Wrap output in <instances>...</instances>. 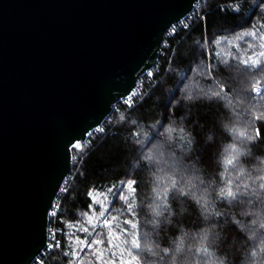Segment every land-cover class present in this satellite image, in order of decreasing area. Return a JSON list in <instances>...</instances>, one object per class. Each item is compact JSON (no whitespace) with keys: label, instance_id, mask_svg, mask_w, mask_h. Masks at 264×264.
I'll list each match as a JSON object with an SVG mask.
<instances>
[{"label":"trees","instance_id":"obj_1","mask_svg":"<svg viewBox=\"0 0 264 264\" xmlns=\"http://www.w3.org/2000/svg\"><path fill=\"white\" fill-rule=\"evenodd\" d=\"M191 15L188 27L181 22L173 36L165 37L145 95L133 107L112 113L105 132L89 137L91 145L73 151V170L61 201V247L43 264H170L171 255L162 248L171 247L174 253L178 235L187 234V245L205 231L212 248L218 234L226 236L218 253L227 264H250L251 249L264 238V230L250 223L264 220V192L250 181L239 188L236 199L218 197L224 186L218 160L229 141L222 125L239 124L260 133L243 161L253 177L260 175L256 156L264 154V0H201ZM190 79L199 86L194 94L200 99L177 103ZM256 86L261 87L258 95ZM176 118L177 126H186L196 138L193 151L179 135L171 142L162 136L165 123ZM209 133L212 140L206 142ZM161 143L164 156L157 151V159L146 160V149ZM169 174L176 178L165 197L176 213L171 225L151 210L158 203L156 193L171 184ZM158 176H165V182L158 183ZM192 177L197 179L191 191L208 189L220 215L202 218L189 197L181 195ZM253 188L260 194H253ZM245 233H256V238L249 240ZM150 242L161 246L153 248L157 255L144 247ZM185 255L194 253L186 247L179 259Z\"/></svg>","mask_w":264,"mask_h":264},{"label":"water","instance_id":"obj_2","mask_svg":"<svg viewBox=\"0 0 264 264\" xmlns=\"http://www.w3.org/2000/svg\"><path fill=\"white\" fill-rule=\"evenodd\" d=\"M200 1L0 0V264L37 260L73 151Z\"/></svg>","mask_w":264,"mask_h":264},{"label":"clouds","instance_id":"obj_3","mask_svg":"<svg viewBox=\"0 0 264 264\" xmlns=\"http://www.w3.org/2000/svg\"><path fill=\"white\" fill-rule=\"evenodd\" d=\"M199 87L194 79H190L181 87L179 100L182 99L186 104L196 103L200 99L197 95L194 94V89ZM221 89L224 90L223 85ZM213 96L219 95L218 92L212 93ZM121 120H124V117H120ZM182 119V118H179ZM224 130L229 136V141L221 149V155L219 157V166L220 171L218 175L221 180L224 181V186L217 191V196L221 198H229V200H234L237 197V193L240 187L247 188L249 182L253 184H258L260 192H264V154H257L256 159L259 160L261 168L259 169L260 175L253 177L249 173L248 167L243 163L244 159L252 151V145L257 144L260 139V133L252 134L249 130L242 127L239 124L229 125L224 123L222 125ZM166 135L169 142L173 141L176 135H179L180 139L184 140L188 144V150L193 151L196 146V138L193 134L187 130V127L184 125L177 126V118L170 120L165 123L162 136ZM212 134L209 133L206 137V142H211ZM245 144L247 147H245ZM159 152L160 156H164V145L161 143L159 145L154 144L148 149H146V160L157 159L156 153ZM159 162V161H158ZM255 167V166H254ZM158 183H164L166 180L165 176H158ZM197 179V177H192L189 180L190 187L181 188V195L184 197H189L192 203L195 205L197 211L201 214L202 218L207 219L208 215L215 213V206L211 200V193L208 189H204L203 192L197 193L192 192L191 188L195 187L192 184V180ZM167 180L171 181L170 185L165 186L161 191L156 193V200L158 203L151 206L152 215L157 218H164L165 223L172 224V216L176 215L175 211L171 209L169 201L165 198L166 194L169 191L171 186L176 184V178L169 174ZM239 181V185L233 189L235 182ZM253 194L259 195L260 192H257L255 188L252 189ZM211 205V206H210ZM165 210H168L167 217H165ZM220 215V213H215ZM251 214V213H249ZM154 223L159 226L160 219H156ZM250 223L257 225L259 229L264 230V220L256 221L253 220ZM186 233L183 235H178L175 242V252L173 253V248L164 247L162 251L164 254L171 255L170 264H227V258L220 256L218 253V247L221 240L226 239V236L223 233L217 235L216 240L213 242L216 244V248L209 247L207 242L209 240V233L202 232L199 240L186 245ZM249 240L256 238V233H245ZM137 247H141V244L138 241H134ZM147 250L153 255H157L156 252H153L154 247H161L160 245L150 242L147 245H144ZM187 247V252L189 254L194 253V255H185L184 259H179L181 254L185 252ZM205 257L203 260L200 257ZM251 260L250 264H264V238H262L256 247L251 249L250 252Z\"/></svg>","mask_w":264,"mask_h":264},{"label":"built area","instance_id":"obj_4","mask_svg":"<svg viewBox=\"0 0 264 264\" xmlns=\"http://www.w3.org/2000/svg\"><path fill=\"white\" fill-rule=\"evenodd\" d=\"M193 19H194V16H192L190 14L188 16V18L185 21L182 22V25L184 27H188ZM178 28H179L178 24L174 25L173 27H171L166 32L165 37L166 36H173L175 34V32L178 31ZM153 79H154V76H153L152 71H149L147 74H145L138 81L137 87H136V90L134 91V93L130 97L120 101L115 106V108L113 109L112 113L120 112L124 108L133 107L136 104L137 100L145 95V93H146L145 90L150 84H152ZM259 93H260V89H255L254 90V94L255 95H258ZM112 113L110 114V116H108L106 118L105 122L93 132L95 135L103 134L105 132L106 128H107V125L112 123V121H113ZM86 143H89L90 145L92 144V142L89 141V138L86 141ZM68 181H69V177L67 178V180L65 181L64 185L62 186L61 191H60L59 195L57 196V198H56V200H55V202H54V204L52 206V209L50 211V221H49V228H48V240H47L46 247H45V249L42 251L40 256L37 258V260L33 264H43L44 258L47 257L50 252H52L53 250L59 249L61 247V242L59 240V236H60V234L62 232L61 223L64 221L63 217L61 216V201H62V196L65 194V192L67 190Z\"/></svg>","mask_w":264,"mask_h":264},{"label":"rangeland","instance_id":"obj_5","mask_svg":"<svg viewBox=\"0 0 264 264\" xmlns=\"http://www.w3.org/2000/svg\"><path fill=\"white\" fill-rule=\"evenodd\" d=\"M261 34H262V35H261L260 39L264 41V31H263ZM255 89H260V90H261V87H257V86L254 87V88H253V92H254Z\"/></svg>","mask_w":264,"mask_h":264},{"label":"snow or ice","instance_id":"obj_6","mask_svg":"<svg viewBox=\"0 0 264 264\" xmlns=\"http://www.w3.org/2000/svg\"><path fill=\"white\" fill-rule=\"evenodd\" d=\"M79 147V146H78Z\"/></svg>","mask_w":264,"mask_h":264}]
</instances>
